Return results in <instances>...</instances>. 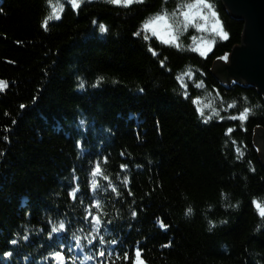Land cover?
<instances>
[{"label":"trees","instance_id":"obj_1","mask_svg":"<svg viewBox=\"0 0 264 264\" xmlns=\"http://www.w3.org/2000/svg\"><path fill=\"white\" fill-rule=\"evenodd\" d=\"M60 2L61 19L50 21L45 31L41 21L51 11L46 0H0V80L7 81L0 92V264H44L60 245L47 238L48 220L71 221L61 234L70 239L97 198L107 241H120L109 243L115 264H132L137 247L144 264H264V217L253 204L255 199L264 207V164L253 142L255 130L264 129V98L251 85L225 86L212 72L218 57L241 43L243 21L221 0H210L228 39H217L204 58L191 51L193 27L181 35V50L150 35L145 41L144 32L133 36L146 18L192 0H144L128 7L84 0L79 10ZM101 23L108 29L104 34ZM189 68L191 80L183 76ZM178 75L188 85L187 99ZM220 97L224 107L233 100L237 107L221 111L223 120L213 116L204 123L196 107L212 102L220 108ZM256 105L245 122L227 119ZM82 138L88 150L83 156L76 145ZM98 159L118 197L111 189L93 197L90 172ZM73 168L82 189L75 201L69 196ZM99 183L107 188L102 177ZM189 207L192 214L186 215ZM11 239L18 244L7 243ZM8 251L12 257L3 255ZM103 259L111 264L107 252Z\"/></svg>","mask_w":264,"mask_h":264},{"label":"snow or ice","instance_id":"obj_2","mask_svg":"<svg viewBox=\"0 0 264 264\" xmlns=\"http://www.w3.org/2000/svg\"><path fill=\"white\" fill-rule=\"evenodd\" d=\"M68 4L71 5V8L73 10H79L81 5L84 3V0H66ZM109 3L115 4V5H122L124 7H128L134 3H143L144 0H108ZM46 3L49 5L51 11L43 18L41 21V27L47 31L49 27V22L53 20H60L61 14L64 11V4L60 2V0H57V3L54 5L52 3V0H46ZM2 11V9H0ZM93 25L95 26L97 24V21H92ZM99 33L104 34L108 31L107 26L104 24H99ZM189 27L195 28L196 31L200 33H208L213 39L208 40L204 39L202 42L191 48V51H194L199 54L200 57L207 58L208 54L212 51L213 45L215 44L217 39H228V33L224 30L222 22L218 16V12L216 11L214 5L210 0H192L191 3H186L184 5H177V8L173 10L171 13H169L166 9L157 12L153 14L151 17L146 18L144 21L141 22L140 29H138L137 32L133 33V36H140L141 32L146 33L143 36V39L145 41H148L150 39V36L147 33H150L151 37H155L157 40L160 41V43L164 45H168L171 47H175L177 50H181V43H180V37L181 35L188 30ZM192 39L195 41L197 37L193 36ZM18 43H20L18 41ZM153 56L157 55V52L149 45L148 49ZM219 60L227 61L228 60V54H225L224 56L218 57ZM164 61H161V65L163 66ZM183 76H186L189 80L194 78V73L192 72L191 68H189L188 71H186ZM79 79V78H78ZM103 79L102 77L100 78ZM176 79L181 82V86L185 89L183 92L184 98H188V85L184 84L183 77L177 76ZM99 83V81H98ZM202 86V81L196 83L195 87L200 88ZM7 87V81L0 80V92H2ZM79 88H84V82L81 80L79 85ZM140 92H143V89H140ZM216 95L219 97V92L216 93ZM36 99L35 97L33 98ZM200 98L196 97L193 99V104H197L198 100ZM247 97H243L244 101H247ZM220 108H217L214 106L212 102L205 103L203 107L197 106L196 112L198 115H200L203 119L204 123H207L209 120L213 118V116L219 117L221 120L225 119L224 116H221V111L227 112L229 109H234L237 107V101L233 100L232 102H229L226 107H224V101L223 97H220ZM20 109H25L27 106L24 104H21ZM259 107V105H256L254 107H244L242 110L237 112L234 115L227 116V119L229 120H238L240 122H245L248 117L253 113L254 108ZM210 109V112L208 115H205V110ZM7 114V113H6ZM13 124L16 123L15 120L12 121ZM85 120L81 119L79 121V125L84 126ZM8 131L9 129H5ZM86 131V129H85ZM233 129L229 128L226 130L225 135L231 134ZM4 139L7 141L9 138L7 136L4 137ZM233 144H235V141H232ZM76 145L81 150V155L83 156L88 151L84 146V139L78 140L76 142ZM259 150V149H257ZM236 152L239 156L243 155V152L239 149V147L236 148ZM2 155V153H0ZM121 155L123 156L124 153L122 152ZM108 157L105 156L103 159V163L107 164ZM127 165L121 164L120 168L121 170L127 169ZM73 180L75 181V187L71 189L69 192V196L73 201L77 199L78 194L82 192L81 186H80V177L77 176L76 169L73 168ZM90 190L93 194V197H95V194L99 190L107 191L108 189H111V192L115 193L118 197L120 195V192L118 191L117 187L113 184L112 180L108 175H104V172L101 168V161L98 159L95 162V166L91 169L90 172ZM104 181H107V188H102L101 184L99 183V178H101ZM122 183L125 185V187L128 186L130 183L129 178L125 176L123 178ZM128 195H132L130 189L128 191ZM221 196L223 198H227L226 194L221 193ZM80 203H84V197H80ZM253 204L255 207L259 210V215L261 217H264V207H261L260 203L257 200H253ZM237 205H228L225 204V207H236ZM95 210V212H94ZM193 209L191 207L186 209L185 214L191 215ZM102 214H103V206L102 201L100 199H93L92 203L88 205L86 209V214L84 215L82 219V223H87L90 228L91 232L89 235L91 236V239H87V244L89 247L93 246L97 239L99 240L100 250L98 252V255L100 257H104L107 252V257L111 261V264H115V261L112 260L113 254H114V248H107L106 245L109 243L113 246H116L120 243L117 239H112L111 241H107L103 235H100L101 229L104 228V231L107 232L108 229L104 226L102 221ZM30 215V214H29ZM131 216L133 219L137 216V211L133 209L131 211ZM112 221H108V224L111 225ZM156 223L160 226L162 229H167L168 225L164 224L162 219L157 218ZM221 223H227V221H221ZM48 224L51 225L50 231L47 233L48 240L56 239L57 242L60 244V250L55 252H50L49 257L54 259L55 264H66V258L64 256V250L67 248L69 252H71L72 245L71 243L65 245L63 241L62 233H66L68 231V227L71 224V221L66 219L59 220L58 224L56 222H53L52 219L48 220ZM210 229L213 227L212 221H209ZM259 230V226L258 229ZM43 231V229L41 230ZM81 232H83V228L80 229ZM24 240H28L29 237L26 235L23 237ZM72 239L75 241V247L76 248H83V245L81 244V236L73 235ZM7 243H10L11 245H17L18 241L16 239H11L7 241ZM170 245H164V247H169ZM3 255L5 257H12L13 252L8 251L4 252ZM45 259H48L46 257ZM86 259H92L91 256H87ZM115 259L119 260L121 259L120 253L115 252ZM129 254L125 252L123 254V260L128 261ZM103 264V262H101ZM132 264H144L143 260L141 259V250L139 247L135 249V259L132 261Z\"/></svg>","mask_w":264,"mask_h":264},{"label":"water","instance_id":"obj_3","mask_svg":"<svg viewBox=\"0 0 264 264\" xmlns=\"http://www.w3.org/2000/svg\"><path fill=\"white\" fill-rule=\"evenodd\" d=\"M221 1L232 17L243 21V34L241 43L228 54V60H216L212 72L225 86L232 82L251 83L264 98V0ZM253 142L264 164L263 129L255 130Z\"/></svg>","mask_w":264,"mask_h":264},{"label":"rangeland","instance_id":"obj_4","mask_svg":"<svg viewBox=\"0 0 264 264\" xmlns=\"http://www.w3.org/2000/svg\"><path fill=\"white\" fill-rule=\"evenodd\" d=\"M195 37H197V39L195 41L193 39H191V41H190V44L192 47L199 45L202 42V40H204V39H208V40L213 39V37H211L208 33H200L198 31H197V34L195 35Z\"/></svg>","mask_w":264,"mask_h":264},{"label":"bare ground","instance_id":"obj_5","mask_svg":"<svg viewBox=\"0 0 264 264\" xmlns=\"http://www.w3.org/2000/svg\"><path fill=\"white\" fill-rule=\"evenodd\" d=\"M148 35H150V33H147ZM151 36V35H150ZM98 38L100 37L99 35L97 36ZM235 83H237V82H232V83H230L229 84V86L230 85H232V84H235ZM247 85H251V86H254V85H252L251 83H249V84H247ZM264 130V129H263ZM113 196H116V194H114ZM112 195L110 196V199L112 198H114ZM117 200V199H116ZM118 201V200H117ZM38 252H35V254H37ZM76 257H77V259L79 260V261H81V262H83V263H85V261L87 260L86 259V255L85 254H82V253H80V252H78L77 254H76Z\"/></svg>","mask_w":264,"mask_h":264}]
</instances>
